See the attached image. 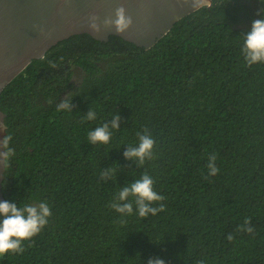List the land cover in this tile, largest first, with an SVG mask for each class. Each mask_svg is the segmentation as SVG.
<instances>
[{"label":"trees","instance_id":"obj_1","mask_svg":"<svg viewBox=\"0 0 264 264\" xmlns=\"http://www.w3.org/2000/svg\"><path fill=\"white\" fill-rule=\"evenodd\" d=\"M261 8L212 0L149 50L75 35L15 78L0 94L16 152L2 201H47L52 216L0 264H264V64L248 67L241 55ZM64 99L72 111H57ZM117 114L110 143L90 144L88 133ZM145 130L155 159L141 168L124 152ZM111 166L115 176L101 180ZM145 171L165 211L122 217L109 205ZM249 218L253 234L239 230Z\"/></svg>","mask_w":264,"mask_h":264},{"label":"water","instance_id":"obj_2","mask_svg":"<svg viewBox=\"0 0 264 264\" xmlns=\"http://www.w3.org/2000/svg\"><path fill=\"white\" fill-rule=\"evenodd\" d=\"M121 5L134 21L127 33L112 28L97 35L87 26L89 14L95 12L103 21L114 17ZM201 8H194L191 0H0V94L34 60L72 36L87 34L102 42L116 36L149 50L176 23ZM0 121H5L1 110ZM4 136L6 131L0 130V139ZM4 174L0 165V201Z\"/></svg>","mask_w":264,"mask_h":264},{"label":"clouds","instance_id":"obj_3","mask_svg":"<svg viewBox=\"0 0 264 264\" xmlns=\"http://www.w3.org/2000/svg\"><path fill=\"white\" fill-rule=\"evenodd\" d=\"M194 8L211 7L212 0H191ZM264 5V0H260ZM257 15L264 16V8L258 11ZM133 18L128 15L127 9L121 5L115 9L114 17L108 16L101 21L100 16L93 12L89 14L86 24L97 35H102L105 31L115 28L119 34H125L133 26ZM243 45L241 47V55L248 67L256 64H264V19H256L253 21L251 31L242 34ZM73 104L71 100L64 99L57 105V111H72ZM97 113L90 108L85 115V120H95ZM121 117L119 114L111 118V123H103L88 133V141L90 144L110 143L113 130H120ZM0 130L7 131L5 121H0ZM7 135L0 139V165L8 169L11 160L15 157L16 152L11 146L13 137L7 131ZM139 142L137 145H129L124 152V156L128 160L135 161L139 167H143L146 161L155 159L156 141L145 130L143 134L137 133ZM216 155L212 154L208 158V175L215 176L219 173L216 166ZM115 169L111 166L100 172V179L107 182L115 176ZM156 181L147 172L135 179L134 182L128 183L127 186L120 188L115 195L110 207L122 217L130 216L135 213L141 218H147L149 215L155 216L165 211V197L155 190ZM158 205V206H154ZM52 210L47 201H38L36 203H23L18 206L16 203L9 201H0V256L8 253L23 254L26 250L25 242L31 241L34 237L49 224ZM121 223H124L121 220ZM240 231H246L253 234L255 229L251 226V219H246L244 224L240 226ZM232 240L230 234L227 237ZM148 264H166L165 260L160 258H151ZM203 264V261L200 262Z\"/></svg>","mask_w":264,"mask_h":264}]
</instances>
